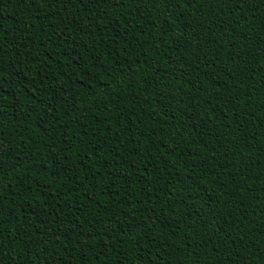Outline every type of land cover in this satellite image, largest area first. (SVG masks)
I'll use <instances>...</instances> for the list:
<instances>
[{"label": "trees", "instance_id": "trees-1", "mask_svg": "<svg viewBox=\"0 0 264 264\" xmlns=\"http://www.w3.org/2000/svg\"><path fill=\"white\" fill-rule=\"evenodd\" d=\"M0 264H264V0H0Z\"/></svg>", "mask_w": 264, "mask_h": 264}]
</instances>
